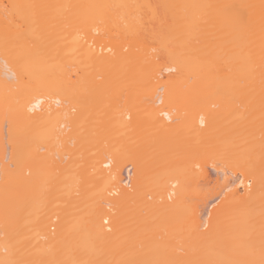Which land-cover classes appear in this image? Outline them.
Instances as JSON below:
<instances>
[{
  "label": "bare ground",
  "instance_id": "1",
  "mask_svg": "<svg viewBox=\"0 0 264 264\" xmlns=\"http://www.w3.org/2000/svg\"><path fill=\"white\" fill-rule=\"evenodd\" d=\"M107 106V143L137 144L84 157ZM263 243L264 0H0V264H264Z\"/></svg>",
  "mask_w": 264,
  "mask_h": 264
},
{
  "label": "rangeland",
  "instance_id": "2",
  "mask_svg": "<svg viewBox=\"0 0 264 264\" xmlns=\"http://www.w3.org/2000/svg\"><path fill=\"white\" fill-rule=\"evenodd\" d=\"M63 50H64V49H63ZM126 86H128L129 89L132 88V87L130 88L129 85H126ZM126 86H125V87L122 86V87H124V88H122V90H125ZM129 89H128V90H129ZM126 90H127V89H126ZM132 90H133V88H132L130 91H132ZM136 90H137V88L135 87V89H134L132 92H133V93H136V92H137ZM134 91H135V92H134ZM125 92H126V91H125ZM132 92H131V93H132ZM121 93H122V92H121ZM123 93H124V92H123ZM123 93H122V96H120V97H121V99H120L121 102L119 101L120 103H118V104H119L120 106L118 105V106H119L118 108H121L122 110L126 108L124 111H126V110H128V109H132V110L136 109V110H138L137 112H139V113H138V116L140 117V119H141V117H144V118H145V117H146V116H145V113H144V112L141 113V111H139V109H141V108H140V107L138 108V105H136V106L134 105L135 108H134V107H130V105L133 104V102H135L134 99L131 100V97H132V96H131L130 98H126V96H124L125 94L123 95ZM128 93H129V92H127V95H128ZM131 93H130V94H131ZM133 95H134V94H133ZM123 96L125 97V99L122 98ZM129 96H130V95H129ZM133 98H134V97H133ZM123 99H124V102H125V100L128 101L127 99H129V100H131L132 103L128 101V102L131 103V104H129V106H125L124 103L122 104ZM133 100H134V101H133ZM142 100H143V98H142ZM126 104H128V103H126ZM135 104H139V102L136 101ZM122 105H123V106H122ZM124 106H125V108H124ZM131 106H133V105H131ZM211 106H212V105H211ZM214 107H216V106H214ZM100 108H101V107H100ZM97 109H98V108H97ZM104 109L107 110V112L105 111L106 113L104 112L103 109H102V111L98 109V113L96 112L97 110H94V111H95V114H94V112H93L92 114H90V115L86 113V114L83 116L84 118H88V117L91 118L92 116L94 117V116H96V115H97V116H96L95 118H91L92 120L89 119V118H88L87 120H85V121L81 120L80 124H82V123L84 122L85 126H84V127H80L81 129H80V128H79V129L82 130V129L84 128L83 132H80V130H78L77 132H80V133H79V134H78L77 132H76V133H77L79 136H78V135H77V136H74V135H73V136L76 137V138H74V137L72 136V137L75 139V140L73 139L74 142H77V140H78L77 137H83V136L86 137V139L84 138V141H86V143H87V140H88V141L90 140V141L92 142V143L90 142L91 144H90V143H87V144H89V145H86V147H85L86 152L84 151V153H85V154L83 155L84 157L87 156V155H89V154H90L91 156H93V155H94L93 153H94L98 148H100V149H99V151L97 150V152H95V154H96V153L99 154L98 152H100V151L103 150V149H104L105 152H102V151H101V154H102V155H103V153L105 154V153L107 152V150H108V149H106V148H109L110 142H111V144L114 143V141H113L114 139H115V141H117V142H116L117 145H118L119 141H121V140H122L123 143H126V144H127V145H126V144H123L122 142H120V143H119V147H121V146L123 147L124 145H126L127 147H129L128 143H130V146H131V143H133V147L135 146L134 144H137L136 142L138 141V138L135 139L136 136H135L134 134H137V133H135V131L138 132L139 130L137 131V130L134 129L132 134H131V132H129V134H126V133H128V132H126V131H128V130L130 131V128H131V127H130L129 129H128V127L125 128L126 131L123 129V130H124L123 133H122V132L117 133V134L115 135V136L118 137L117 140H116L117 137H116V138L114 137V139L112 140L113 142L110 141V142L107 143V141L110 140V139H108V137H109L110 135H112V131H111V130H108L109 127H110V126H109V125H110V124H109V121H110V120H109L108 122L106 121L107 118L109 117V116H108V113H109V112H108V111H109L108 109H110V107L108 108V106H107V107L104 108ZM99 111H101V112H100L101 115L99 114ZM72 113H74V112H72ZM102 113H104L105 115H103ZM181 113H182V112H181ZM231 113H232V112H230V114H231ZM233 113H234V112H233ZM225 114H226V113H225ZM225 114H224V117L226 116ZM98 115H100V117H101V116H105V117H104L105 120H103L102 118L98 117ZM140 115H141V116H140ZM107 116H108V117H107ZM138 116H136V119H137ZM227 116H228V115H227ZM139 117H138V118H139ZM222 117H223V116H222ZM231 117H232V119L234 118L233 115L230 116V118H231ZM84 118H83V119H84ZM230 118L228 117V118H223V119H222V118L220 117V119L223 121V122H221V123H224L223 125H225V123L227 124V122L229 121ZM93 119H94V120H93ZM96 119H97V120H96ZM100 119H102L103 122L101 121V123H100ZM178 119H179V118H178ZM178 119H177V122H178ZM98 120H99V121H98ZM128 120H129V119H128ZM142 120H143V122H144V119H143V118H142ZM179 120H180V119H179ZM221 120H220V121H221ZM90 121H93V122H91V124H90ZM140 121H141V120H140ZM145 121H147V119H146ZM230 121H231V119H230ZM85 122H86V123H85ZM96 122H97V123H96ZM105 122L108 123V126H109V127L106 125L107 123L105 124ZM138 122H139V121H138ZM143 122H142V123H143ZM99 123H100V126H99ZM139 123H140V122H139ZM178 123H180V121H179ZM218 123H219V122H218ZM230 123H232V122H230ZM233 123H234V122H233ZM84 124H83V125H84ZM89 124L92 125V126H90ZM104 124H105V126H104ZM134 124H135V123H134ZM144 124L146 125V122H144V123L141 124V125H144ZM173 124H174V123H173ZM176 124H177V123H176ZM235 124H236V123H235ZM145 125L142 126L143 129H145V128L147 129L148 126H147V125L145 126ZM218 125H220V128H224V126L221 127V124H218ZM228 125H229V123H228ZM253 125H254V124H253ZM93 126H94V127H93ZM95 126H96V127L98 126V127L96 128ZM103 126H104V127L107 126V127H106L107 130H106L105 128H103ZM132 126H133L134 128H136V127H135L136 125H135V126L132 125ZM139 126H140V124H139ZM226 126H227V125H226ZM226 126H225V128H227ZM233 126L235 127L234 124H233ZM233 126H231V129H230V125H229V127H228L229 130H232V129H233ZM247 126H248V125H247ZM91 127H92V128H91ZM137 127H138V126H137ZM202 127H203V126H202ZM236 127H237V126H236ZM249 127H250V124H249ZM251 127H252V126H251ZM90 128H91L92 130L94 129V130H93V133H91V129H90ZM95 128H96V129H95ZM220 128H219V129H220ZM228 128H227V129H228ZM245 128H247V127H245ZM99 129H101V130L103 129L102 132L106 130V131H107V134H106L105 132H104V133H101V132L99 131ZM127 129H128V130H127ZM136 129H137V128H136ZM138 129H139V127H138ZM141 129H142V128H140V130H141ZM146 129H145V131H146ZM205 129H207V128H205ZM95 130H96V132H99V134H100V136L98 135V137H99V141H100V139L102 138V139H101V143H100V142H97V143H96V140H95V139H97V137H95V138L92 139V135H93V134H96V135L98 134V133L95 132ZM154 130H155V129H154ZM208 130L210 131V129H208ZM208 130H206V132H207ZM221 130H222V129H221ZM221 130H220V131H221ZM229 130L226 131V129H225V132L228 133ZM235 130H236V129H235ZM240 130H241V129H240ZM41 131H42V133H41L40 142H42V141L45 139V136H44V134H43V132H45V128H43ZM148 131H150V129H149ZM216 131H218V130H216ZM220 131H219V132H220ZM237 131H239V129H237ZM242 131H243V130H242ZM242 131H241V132H242ZM244 131H245V129H244ZM252 131H253V130H252ZM252 131H251V132H252ZM124 132H126V133H124ZM219 132H217V133H218V134H221L222 131H221L220 133H219ZM239 132H240V131H239ZM249 132H250V131H249ZM249 132H248V133H249ZM83 133H84V134H83ZM90 133H91L92 135H91ZM110 133H111V134H110ZM217 133H215V131H214L213 134L216 135ZM234 133H235V132H234ZM85 134H90V135H88V136L86 135V136H85ZM124 134H125L127 137H126ZM218 134H217V135H218ZM224 134H225V133H224ZM228 134H229V133H228ZM228 134H227V135H228ZM230 134H231V133H230ZM232 134H233V133H232ZM232 134H231V135H232ZM235 134H236V133H235ZM245 134H246V133H245ZM82 135H83V136H82ZM123 135H124V136H123ZM182 135H183V134H182ZM214 135H212V137H214ZM221 135H222V134H221ZM231 135H229V137L232 139ZM251 135H252V134H251ZM107 136H108V137H107ZM122 136H123V137H122ZM128 136H130L129 139H128ZM134 136H135V137H134ZM183 136H184V135H183ZM210 136H211V135H210ZM242 136H243V135H242ZM87 137H89L90 139L87 138ZM200 137H201V136H200ZM215 137H216V136H215ZM250 137H252V136H250ZM120 138H122V139H120ZM125 138H127L128 140H127V139L124 140ZM182 138H183V137H182ZM209 138L213 141V142L211 141V143H214V141L217 142V139H216V138H211V137H209ZM218 138H219V135H218ZM76 139H77V140H76ZM197 139H198V138H197ZM197 139H196V140H197ZM214 139H216V140H214ZM224 139H225V140L227 139V142H228V138H224ZM253 139H254V138H253ZM93 140H95V141H93ZM186 140H187V139H186ZM196 140H195V141H196ZM199 140H200V139H198V141H199ZM201 140H202V139H201ZM221 140H222V139H221ZM221 140H219V141H221ZM245 140H249V139H245ZM84 141H83V142H84ZM97 141H98V140H97ZM124 141H125V142H124ZM134 141H135V142H134ZM195 141H194V142H195ZM208 141H209V140L206 138V144L208 143L209 145H211V143H209ZM219 141H218V142H219ZM223 141H224V140H223ZM232 141H233V139H232ZM94 142H95V143H94ZM103 142H104L105 144H104ZM200 142H201V143H200L201 145H200L199 143H197V145H198V146L196 147L197 149H198V147H202V148L205 147V148H208V147H206L205 143L202 145V141H200ZM203 142H205V141H203ZM221 142H222V141H221ZM234 142H235V141H233V143H234ZM240 142H242V141H240ZM240 142H239V143H240ZM243 142H244V141H243ZM243 142H242V143H243ZM245 142H246V141H245ZM84 143H85V142H84ZM86 143H85V144H86ZM116 143H115V144H116ZM121 143H122V145H121ZM176 143H178V141H177ZM182 143H185V142L182 141ZM242 143H240V144L242 145ZM249 143H252V139H251V142H249ZM71 144H73V143H71ZM71 144H68V145L71 146ZM185 144H186V143H185ZM194 144H196V143H194ZM215 144H216V143H215ZM223 144H225V148H226V142H224ZM228 144H231V145H232V143H231L230 141L228 142ZM228 144H227V145H228ZM246 144H247V142H246ZM94 145H95V147H94ZM100 145H101V146H100ZM103 145H105V146H103ZM106 145H107V146H106ZM176 145L181 146V145H179V143L176 144ZM176 145H175V146H176ZM187 145H188V144H187ZM217 145H218V144H217ZM57 146H58V145H55V148H54V150L56 151L57 154H58V152H59V154H60V152H62V151L64 152V150L67 151V150L65 149V147H64V148H61V145H59L58 148H57ZM76 146H77V145H76ZM76 146H71V149H73L74 147L76 148ZM82 146L84 147V145H82ZM182 146H184V144H182ZM194 146H196V145H194ZM203 146H204V147H203ZM218 146H219V145H218ZM218 146H217V147H218ZM221 146H222V145H220V149H223V147L221 148ZM223 146H224V145H223ZM235 146H236V143H235ZM72 147H73V148H72ZM83 147H82V148L80 147V148H81L80 151L83 150ZM92 147H93V148H92ZM154 147H155V145H154ZM169 147H170V146H169ZM213 147H214V146H213ZM231 147H232V146H231ZM231 147H230V145H229L227 148L233 149V147H232V148H231ZM236 147H237V146H236ZM236 147H235V148H236ZM243 147H244V146H243ZM243 147H242V148H243ZM59 148H61V150H60ZM75 148H74V149H75ZM86 148H88V149H86ZM131 148H132V147H131ZM155 148H156V147H155ZM170 148H171V147H170ZM182 148H183V147H182ZM184 148H185V147H184ZM211 148H212V147H211ZM218 148H219V147H218ZM227 148H226V149H227ZM244 148H245V149L247 148L246 145H245ZM92 149H94V152H92ZM95 149H96V150H95ZM105 149H106V150H105ZM125 149H126V147H125ZM127 149H130V148H127ZM134 149H135V148H134ZM153 149H154V148H153ZM174 149H176V151H177L178 148H174ZM199 149H201V148H199ZM212 149H213V148H212ZM220 149H219V150H220ZM239 149H240V148H239ZM44 150H46V153H48V154H51V155H52V153H53V152H51V151H48V152H47V150H48V147H47V146H46V148H45ZM87 150H88V151H87ZM80 151H77V153L75 154V158H77V156H79L80 158L82 157L81 154H82L83 152H80ZM150 151H152V150H150ZM157 151H159V149H157L156 151H153V157H154L155 153H157ZM180 151H181V149H180ZM180 151H179V152H180ZM206 151H208V149H206V150L204 151V153H205ZM226 151H227V150H226ZM226 151H225V149H224V152H221V151H219V152L217 151V152H216V149H215V152H214L215 154H214V153L212 154V156L214 155L215 157H210V158H212V159H210V160L215 159L216 162H220V163H222V162H221V161H222V156H224L222 153H225ZM230 151H231V150H230ZM235 151H236V150H235ZM42 152H44V151L41 150V153H42ZM70 152H71V151H70ZM182 152H183V151H182ZM209 152H210V151H209ZM227 152H229V149H228ZM79 153H80V155H79ZM86 153H87V154H86ZM107 153H108V152H107ZM210 153H211V152H210ZM230 153H231V152H230ZM234 153H238V152H234ZM43 154H44V153H43ZM53 154H54V153H53ZM92 154H93V155H92ZM108 154H109V153H108ZM183 154H184V153H182V155H183ZM228 154H229V153H228ZM232 154H233V153H231V154H229V155H232ZM76 155H77V156H76ZM90 155H89V157H90ZM151 155H152V154H151ZM202 155H203V154H202ZM204 155H205V154H204ZM204 155H203L204 158H203L202 160L205 159V156H204ZM209 155H210V154H209ZM226 155H227V154H226ZM226 155H225L224 157H226ZM97 156H98V155H97ZM173 156L175 157V151L172 150V149H169V148H168L166 151H164L163 153H160L159 157L161 158V162H158V163H156V164L154 163L152 166H151V164H150V165H149L150 167H148V168L146 169V171L142 174V179H146V180H148V181H147L148 183H151V181L153 180V178H154V177L157 175V173L159 172V165L162 164L163 160H167L169 157H173ZM183 156H184V155H183ZM183 156H182V158H183ZM200 156H201V154H200ZM232 156H233V155H232ZM236 156H238V154H237ZM236 156H235V155L233 156V160H234V157L236 158ZM79 157H78V158H79ZM100 157H101V158H104V155H103V156H100ZM100 157H99V158L97 157V158H98L97 160L101 159ZM133 157H134V156H133ZM153 157L151 158V160L153 159ZM201 157H202V156H201ZM230 157H231V156H230ZM230 157H229V158H230ZM239 157H240V156H239ZM87 158H88V157H87ZM90 158H91V157H90ZM229 158H228V159H229ZM55 159H57V158H55ZM183 159L186 160V158H183ZM183 159H182V162L184 161ZM225 159H226V158H225ZM231 159H232V157L230 158V160H231ZM79 160H80V159H79ZM233 160H232V161H233ZM213 161H214V160H213ZM81 162H82V161H81ZM81 162H80V164H82ZM130 162H131V161H130ZM175 162H176V161H175ZM184 162H185V161H184ZM224 162H225V161H224ZM228 162H229V161H228ZM234 162H235V161H234ZM62 163H63V162H62ZM112 163H113V162H112ZM126 163H127V162H126ZM148 163H149V162H148ZM173 163H174V162H173ZM49 164H50V162H49ZM174 164H175V163H174ZM183 164H184V163H183ZM223 164H224V163H223ZM234 164H235V163H234ZM234 164H233V165H234ZM227 165H228V164H227ZM114 166H115V165H114ZM137 166H138V165H136V166H134V167L136 168ZM110 167H112V166H110ZM110 167H108V169H109ZM113 169H114V171L117 170V168H116V169L113 168ZM132 169H133V168H132ZM43 170H44V169L42 168V169H41V172H42ZM134 170H135V169H134ZM196 170L199 171V170L197 169V167H196ZM112 171H113V170H112ZM132 171H133V170H132ZM135 171H136V170H135ZM200 171H201V169H200ZM200 171H199V172H200ZM56 172H57V171H56ZM56 172H55V173H56ZM110 172H111V171H110ZM56 174H57V173H56ZM56 174H55V175H56ZM59 174H60L59 177H61V176H63L65 173H63V174L61 175V172H59ZM66 174H67V173H66ZM66 174H65V176L62 177V178H65V177L67 176ZM133 174H134V171H133ZM135 175H136V174H135ZM53 176H54V175H53ZM53 176H52V178H53ZM56 176H57V175H56ZM57 177H58V176H57ZM55 178H56V177H55ZM62 178H58V179H59V180H60V179L62 180ZM132 183H133V181H132ZM148 183L145 184V185H148ZM189 184H192V183H189ZM198 184H199V183H198ZM200 184H202V183H200ZM196 185H197L196 183H195V185H194V183H193L192 185H189V186L187 187V188H189V189H187V194H189V195H186V196H188L187 198L185 197V203H184L185 206L183 207L182 213L184 212L185 214H187L186 212L189 210V209H188V206H189L190 204H193V203L197 200V197H196V199H195V198H192V197H195V196H192V195H191V197H190L191 199H190V200L188 199L189 196H190V193H191L190 190L193 191V192L196 191V192H194V193H197V194H198L199 191H198V189H196V188H197ZM132 186H134V185H133V184L130 185V187L133 189ZM249 186H251V185H249ZM130 187H128L129 190L131 189ZM191 187H192V188H191ZM193 187H195V188H193ZM147 188H148V187H147ZM147 188H146V189H147ZM246 188H247V187H246ZM249 188H250V187H248L247 189H249ZM107 189H108V188H107ZM132 189L130 190L131 192H132ZM188 191H189V192H188ZM200 191H201V190H200ZM193 192H192V193H193ZM77 194H78V193H76V195H75L76 197H75V198H79L80 194H78V196H77ZM114 194L117 195L118 193H114ZM109 195H111V194H109ZM194 195H195V194H194ZM171 196H172L171 198H168L169 201L173 198L174 194H172ZM149 197H150V195H148V198H149ZM150 198H151V197H150ZM151 199H152V198H151ZM187 199H188V200H187ZM197 201H199V200H197ZM130 202H131V201H130ZM187 203H188V206L186 205ZM189 203H190V204H189ZM132 204H134V203H132ZM132 204H131V205H132ZM109 205H110V204H109ZM111 205L113 206V203H112ZM191 206H192V205H191ZM194 206H195V205H194ZM105 208H106L107 210H109V211L111 210L110 207L105 206ZM109 208H110V209H109ZM189 208H190V210H192L190 206H189ZM184 209H185V210H184ZM114 210H117V209L115 208V209H113V211L111 210L110 213H113V214H114V213L116 212V211L114 212ZM190 210H189L188 212H190ZM109 211H108V213H109ZM185 211H186V212H185ZM185 214H182V215H185ZM183 217H184V216H183ZM178 218H180V217H178ZM108 220H110V219H108ZM176 220H178V219H176ZM179 220H180V219H179ZM182 220H183V218H182ZM52 223H53V222H52ZM104 223H105V222H104ZM107 223H108V222H107ZM109 223H110V221H109ZM176 223H177V222H176ZM105 224H106V223H105ZM105 224H104V225H105ZM106 225H107V224H106ZM182 225H183V224H182ZM52 226H53V224H52ZM108 226H110V225H108ZM54 228L56 229V227H54ZM55 229H52V231L55 230ZM182 230H183V229H182ZM175 244H176V243H175ZM177 244L179 245L180 243H177ZM259 244H260V243H259ZM261 245H262V246H260L259 249H258L259 251H261V252L259 253L260 255H261L262 252L264 253V243L261 244ZM256 247H257V246H256ZM170 248H172V247H170ZM177 250L179 251V249H176V251H177ZM256 250H257V249H256ZM180 251H181V250H180ZM181 252H182V251H181ZM263 253H262V254H263ZM259 254H258L259 257L264 256V254L261 255V256H260Z\"/></svg>",
  "mask_w": 264,
  "mask_h": 264
},
{
  "label": "built area",
  "instance_id": "3",
  "mask_svg": "<svg viewBox=\"0 0 264 264\" xmlns=\"http://www.w3.org/2000/svg\"><path fill=\"white\" fill-rule=\"evenodd\" d=\"M131 180H129V184H130Z\"/></svg>",
  "mask_w": 264,
  "mask_h": 264
}]
</instances>
